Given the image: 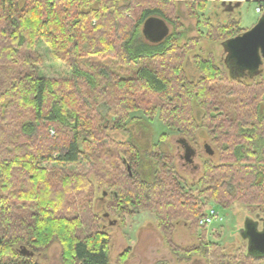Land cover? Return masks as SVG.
<instances>
[{
    "label": "trees",
    "instance_id": "trees-1",
    "mask_svg": "<svg viewBox=\"0 0 264 264\" xmlns=\"http://www.w3.org/2000/svg\"><path fill=\"white\" fill-rule=\"evenodd\" d=\"M206 4L193 2L191 11ZM173 6L162 0H0V264H39L34 257L55 242L63 264H110V235L101 224L106 214L124 221L138 210L154 211L169 224L185 215L196 228L210 202L223 209L240 203L264 215V64L252 75L197 56L200 78L190 81L183 63L193 40L180 45L182 25L163 10ZM152 16L175 27L160 44L141 30ZM240 24L207 22L208 37L226 43L243 33ZM40 42L68 63L71 78L41 75ZM135 112L151 122L159 114L186 141L207 133L214 150L198 194L183 186L174 156L160 145L141 151L131 139L109 138L125 131ZM146 159L153 165L150 180L139 170ZM96 185L110 198L102 217L92 207ZM170 230L165 225V241L177 253ZM205 231L201 247L185 251L187 259L210 252V264H264L256 254H225Z\"/></svg>",
    "mask_w": 264,
    "mask_h": 264
},
{
    "label": "rangeland",
    "instance_id": "rangeland-1",
    "mask_svg": "<svg viewBox=\"0 0 264 264\" xmlns=\"http://www.w3.org/2000/svg\"><path fill=\"white\" fill-rule=\"evenodd\" d=\"M174 2L173 7L163 8V10L174 20L178 21L182 28L178 30L181 35L180 45L184 46L189 41L190 51L187 52L183 70L190 81L196 82L200 78V74L195 66V58L197 56L203 58H212L215 63L229 72L228 54L225 49V43L213 40L208 37L207 22L212 25L226 24L229 20H240L241 32L245 33L252 29L259 20L264 16V10L259 15L253 2L222 3L223 0H170ZM127 2H141V0H119L121 5ZM193 2H206L203 11H191ZM264 2V0H262ZM100 2L95 4L99 6ZM132 7L135 4H131ZM148 6V5H147ZM134 18V17H133ZM135 20V18L133 19ZM171 34L175 32L173 24H169ZM143 28V26H142ZM141 28V30H142ZM242 33V34H243ZM38 52L43 58L39 67V72L46 78L69 79L71 71L68 63L57 60L52 50L44 43L40 42ZM171 57L167 58L170 61ZM93 63L99 62L102 66L110 69H119L116 62L108 60L90 58ZM230 74V73H229ZM101 114L106 118L107 108L101 107ZM194 111L198 123H201L203 111L195 104ZM109 124H112L113 116L108 115ZM109 138L112 141L125 143L130 139L141 149V151L152 152L155 146L160 145L164 152L174 156L178 173L182 178V184L187 190H193L197 193V182L204 174V163L209 159L206 145L214 150V145L205 131H201L197 136V141H187L193 152L188 153V161L186 159V147L181 143V136L171 131L160 119L159 114L156 115L153 122L144 117L141 112L131 114L126 124V130L122 132H110ZM110 147V146H109ZM109 151L114 152L113 147ZM217 160V157L215 156ZM77 167L69 166L68 169H77ZM152 162L144 160V164L139 169L146 179H151ZM198 194V193H197ZM110 198L104 189L95 186V192L92 197V207L96 214L102 217L105 214V204ZM215 208L218 212L216 221L207 227H190V223L186 221L185 215L174 218L172 224L170 220L164 218L158 219L154 211L138 210L134 216L125 217L124 221L111 215L105 217L101 224L104 225L105 231L110 235V264H210V252L194 254L187 259L185 251L201 247L199 238L201 230L204 232L208 242L218 243L222 246L223 251L227 255L248 254V240L242 232L249 221L257 223L259 231L264 229V215L255 211V208H247L244 204L235 203L229 209L220 208L217 204L210 202L209 208ZM180 209V208H179ZM108 212V211H107ZM259 214V216H257ZM112 222L113 224H110ZM115 222V223H114ZM165 225H169L171 230L168 237L172 238L174 247L178 250L174 253L166 243V234L164 232ZM35 260L39 264H63L61 260V247L55 242L44 252L37 254Z\"/></svg>",
    "mask_w": 264,
    "mask_h": 264
},
{
    "label": "water",
    "instance_id": "water-1",
    "mask_svg": "<svg viewBox=\"0 0 264 264\" xmlns=\"http://www.w3.org/2000/svg\"><path fill=\"white\" fill-rule=\"evenodd\" d=\"M142 33L148 42L160 44L170 36L171 28L165 19L152 16L144 22ZM225 49L230 70L258 75L264 64V16L252 29L227 41ZM181 143L184 144L188 153L193 152L186 140L182 139ZM205 148L209 155H213L208 145ZM128 171L132 175L130 166ZM108 216L106 214V217ZM110 224L113 223L110 222ZM242 232L248 240L249 253L264 257V229L259 231L257 223L249 221Z\"/></svg>",
    "mask_w": 264,
    "mask_h": 264
},
{
    "label": "built area",
    "instance_id": "built-area-1",
    "mask_svg": "<svg viewBox=\"0 0 264 264\" xmlns=\"http://www.w3.org/2000/svg\"><path fill=\"white\" fill-rule=\"evenodd\" d=\"M162 1H170V0H162ZM253 2L256 5V12L261 15L264 10V2L262 0H238L237 3H244V2ZM222 3L230 4L235 3V0H223ZM218 218V212L215 208H210L208 210L207 216L200 222L201 227H207L213 224L216 219Z\"/></svg>",
    "mask_w": 264,
    "mask_h": 264
},
{
    "label": "flooded vegetation",
    "instance_id": "flooded-vegetation-1",
    "mask_svg": "<svg viewBox=\"0 0 264 264\" xmlns=\"http://www.w3.org/2000/svg\"><path fill=\"white\" fill-rule=\"evenodd\" d=\"M186 150V159L188 160V161H190L191 159L189 158V155H188V152H187V149H185ZM189 153H191V152H189Z\"/></svg>",
    "mask_w": 264,
    "mask_h": 264
}]
</instances>
